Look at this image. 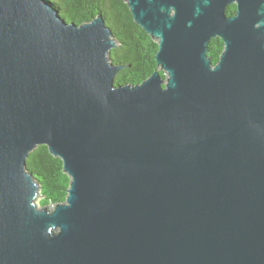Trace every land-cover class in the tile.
<instances>
[{
    "label": "water",
    "instance_id": "water-1",
    "mask_svg": "<svg viewBox=\"0 0 264 264\" xmlns=\"http://www.w3.org/2000/svg\"><path fill=\"white\" fill-rule=\"evenodd\" d=\"M125 2L159 44L138 84L102 13L0 0V264H264V0ZM41 144L71 177L48 207Z\"/></svg>",
    "mask_w": 264,
    "mask_h": 264
},
{
    "label": "trees",
    "instance_id": "trees-1",
    "mask_svg": "<svg viewBox=\"0 0 264 264\" xmlns=\"http://www.w3.org/2000/svg\"><path fill=\"white\" fill-rule=\"evenodd\" d=\"M69 21L78 24L91 21L102 13L113 29L117 46L111 50V59L122 65L116 75L118 84H138L149 77L158 67L156 53L159 44L143 27L135 22L125 0H51ZM237 6L227 7L228 13L236 12ZM224 48V41L213 38L209 45L212 61L216 64ZM164 74L163 71H161ZM29 170L40 185L41 207L65 202L71 185V177L64 170L63 160L55 156L45 144L38 145L27 158Z\"/></svg>",
    "mask_w": 264,
    "mask_h": 264
},
{
    "label": "rangeland",
    "instance_id": "rangeland-1",
    "mask_svg": "<svg viewBox=\"0 0 264 264\" xmlns=\"http://www.w3.org/2000/svg\"><path fill=\"white\" fill-rule=\"evenodd\" d=\"M41 198H42V195H39V197H38L37 200H36V203H37V205H38L39 207H41V203H40ZM50 207H51V206H50Z\"/></svg>",
    "mask_w": 264,
    "mask_h": 264
},
{
    "label": "flooded vegetation",
    "instance_id": "flooded-vegetation-1",
    "mask_svg": "<svg viewBox=\"0 0 264 264\" xmlns=\"http://www.w3.org/2000/svg\"><path fill=\"white\" fill-rule=\"evenodd\" d=\"M235 5H236V4H235ZM236 6H237V5H236ZM236 10H237V9H236ZM233 14H235V12H234V13H230V14L228 13V15H233ZM209 50H210V49H209ZM209 53H210V51H209Z\"/></svg>",
    "mask_w": 264,
    "mask_h": 264
}]
</instances>
